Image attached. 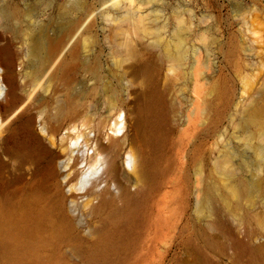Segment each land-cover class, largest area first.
I'll use <instances>...</instances> for the list:
<instances>
[{
    "label": "rangeland",
    "instance_id": "374dc122",
    "mask_svg": "<svg viewBox=\"0 0 264 264\" xmlns=\"http://www.w3.org/2000/svg\"><path fill=\"white\" fill-rule=\"evenodd\" d=\"M75 1L0 0L28 106L1 136L0 264H264V0ZM116 108L133 142L106 161L145 157L130 197L102 173L71 190L59 140L43 153L24 127L101 139Z\"/></svg>",
    "mask_w": 264,
    "mask_h": 264
},
{
    "label": "bare ground",
    "instance_id": "6f19581e",
    "mask_svg": "<svg viewBox=\"0 0 264 264\" xmlns=\"http://www.w3.org/2000/svg\"><path fill=\"white\" fill-rule=\"evenodd\" d=\"M79 0L73 2V6H78ZM59 47H56L48 61L50 63H58L57 67H60L63 59L57 60ZM2 63L5 65L3 68ZM56 67V68H57ZM15 62L5 57L3 52H0V142L4 141L2 133L11 129L13 123L22 118L28 106L23 98L15 96V84L14 76ZM105 132L101 139L95 138L92 134L93 130L82 121H73L68 123L67 126L63 125V122H57L51 127H46L43 121L40 122L41 133H36L32 128L30 121L24 126L27 133L34 142H45L41 146L43 153L49 154L53 152L51 148L59 140L61 150L58 153V157H63L68 160L62 161L64 164V176L66 178L65 185L69 186L71 190L85 189L99 173L113 175L112 181L119 192L127 196H133L134 194L129 191L131 183H138L144 173L145 157L140 152H134L132 149L127 151L125 155L126 168H121L119 158L122 155L117 153L106 161L108 150L117 142H122L124 145L129 142L130 139L133 142V138L129 136V132L134 128L136 119L130 111L127 114L122 108H116L112 110L105 120ZM61 135V136H60ZM60 136V138H59ZM91 142H96L92 147V153L89 154ZM100 142V143H98ZM120 152V151H119ZM75 154V155H74ZM72 160V162H70ZM93 160L87 167L83 166L78 168V165L82 161ZM53 176H56L53 165L51 166ZM81 178L76 182H73L75 178ZM127 179L126 183L120 180V177ZM79 185V187H78Z\"/></svg>",
    "mask_w": 264,
    "mask_h": 264
}]
</instances>
